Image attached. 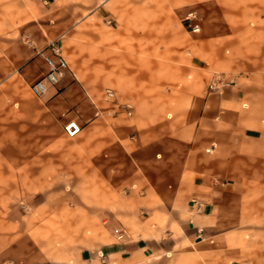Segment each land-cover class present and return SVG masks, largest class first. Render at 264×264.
<instances>
[{
	"label": "rangeland",
	"instance_id": "374dc122",
	"mask_svg": "<svg viewBox=\"0 0 264 264\" xmlns=\"http://www.w3.org/2000/svg\"><path fill=\"white\" fill-rule=\"evenodd\" d=\"M50 1L42 21L56 24L61 79L79 101L56 114L50 89L35 97L0 70V264H264V0ZM213 103L238 112L219 131L253 138L219 154L230 170L205 227L170 252L129 258L111 246L135 235L126 160L71 140L64 123L78 120V136H182L205 157L214 145L200 140L210 134L202 111Z\"/></svg>",
	"mask_w": 264,
	"mask_h": 264
},
{
	"label": "crops",
	"instance_id": "0c3cea01",
	"mask_svg": "<svg viewBox=\"0 0 264 264\" xmlns=\"http://www.w3.org/2000/svg\"><path fill=\"white\" fill-rule=\"evenodd\" d=\"M50 4V0H0V70L5 75L21 76L28 89L30 83L45 72L44 49L57 39L56 24L42 21L43 15L52 11ZM21 33L29 35L31 45L20 41ZM61 82L59 86L49 88L45 98L54 113L69 115L79 101V93L73 85L64 83V80ZM129 104L127 113L131 114L133 106ZM233 108L222 109L218 103H213L209 110L202 111L206 119L201 121V126H205L210 134L204 138L200 136V140L205 139L214 145L207 148L212 153L205 157L202 153L188 154L186 138L182 136L153 133H149L150 136H78L81 124L76 120L79 132L68 138L80 142L88 150L97 140L101 153L108 155L112 150H118L115 155L126 160L120 178L127 183L125 188L131 195L130 205L136 209L131 215L134 222L131 229L135 235L120 244L106 242L104 245L112 244L135 260L145 254L170 252L181 241L190 240L196 229L205 227L209 210L206 204L218 198L222 191L216 181L222 180L220 175L230 170L220 167L229 160L219 154L241 146L240 142L244 148L253 138L233 136L231 130L219 131L220 124L232 125L237 120L238 112ZM159 149L163 160L154 158ZM206 161L210 163L207 165ZM84 170L89 171L90 167L84 166ZM192 199L201 200L206 208L201 205L190 210L189 201ZM162 216L166 219L164 224H156L154 220Z\"/></svg>",
	"mask_w": 264,
	"mask_h": 264
},
{
	"label": "built area",
	"instance_id": "2783aa9c",
	"mask_svg": "<svg viewBox=\"0 0 264 264\" xmlns=\"http://www.w3.org/2000/svg\"><path fill=\"white\" fill-rule=\"evenodd\" d=\"M43 61L45 72L29 85V90L35 97H40L49 88L55 87L69 68L68 61L57 39L47 44L43 51ZM106 94L112 96L113 92L111 89H106ZM126 108L129 109L130 105L126 104ZM63 129L66 136L73 137L79 132L80 126L76 120L70 119L64 123ZM113 232L118 239L123 236V232L119 228H114Z\"/></svg>",
	"mask_w": 264,
	"mask_h": 264
}]
</instances>
